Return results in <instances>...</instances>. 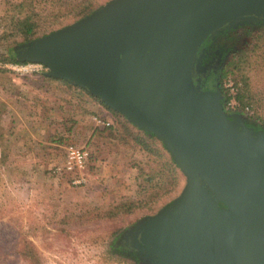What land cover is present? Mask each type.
Segmentation results:
<instances>
[{
    "label": "water",
    "instance_id": "1",
    "mask_svg": "<svg viewBox=\"0 0 264 264\" xmlns=\"http://www.w3.org/2000/svg\"><path fill=\"white\" fill-rule=\"evenodd\" d=\"M259 20L264 0H108L11 47L156 135L179 167V193L117 240L139 264H264V132L199 65L213 37Z\"/></svg>",
    "mask_w": 264,
    "mask_h": 264
},
{
    "label": "rangeland",
    "instance_id": "2",
    "mask_svg": "<svg viewBox=\"0 0 264 264\" xmlns=\"http://www.w3.org/2000/svg\"><path fill=\"white\" fill-rule=\"evenodd\" d=\"M21 1L24 0H0V18L4 17L5 12L9 13L8 6L13 9ZM72 1L74 6L77 0ZM107 1L95 0V3L102 4ZM69 8L64 0H26V4L21 7L20 16L24 17L33 11L46 19L52 12L61 15ZM72 20L70 17L61 19V25L69 24ZM59 26L54 24L50 27ZM240 33L242 34L241 31ZM20 38L15 37L16 42L11 45L0 43L1 61V57L12 58L11 47L23 43L17 42ZM240 45L244 47L243 50L239 49L232 56L226 68L235 70V65L242 66V70L234 77L242 83L241 90L244 88V75L249 77L252 89L260 92L258 95L263 98L262 101L253 100L251 104L255 110L253 115L257 113V119L264 123V79L260 70H250L247 66L257 46L258 51L264 50V23L250 28V34L242 36L238 47ZM31 79L39 81V74L20 76L0 69V154H4L0 160V264H139V261L118 252L114 247V240L119 235L114 230L119 226L123 230L155 211L136 208L111 219L101 218L99 214L117 201L119 195L142 196L136 192L135 182L128 178V173L135 172L136 164L148 168L146 154L140 150L136 153L126 151L130 147L120 142L88 140L85 143L91 153L96 154L97 158L103 157L107 163L101 162L90 168L88 166L84 183L76 185L68 182L65 176L50 174L53 166L63 159L64 146L72 144L71 141L55 146L53 152L58 155L55 156L57 161H48L45 167L39 166L38 171H30L33 158L30 159L29 154L42 149L40 145L36 146L40 137L36 133H30L33 141L29 140L28 135H25L26 140L16 137L19 136V118L17 114V119L12 118V110L15 109L9 99L14 95H10L7 90L10 85H16L27 89L28 93H35L33 87L29 88ZM109 117L114 123L119 122V117ZM21 119L23 125L25 119ZM23 128L21 126L19 130ZM21 140L37 148L30 152L31 149L23 148L26 145ZM61 153L63 157L60 158ZM180 181L181 189L183 178ZM180 189L174 192L175 196ZM170 198L168 196L165 200ZM85 216L88 218L85 219Z\"/></svg>",
    "mask_w": 264,
    "mask_h": 264
},
{
    "label": "trees",
    "instance_id": "3",
    "mask_svg": "<svg viewBox=\"0 0 264 264\" xmlns=\"http://www.w3.org/2000/svg\"><path fill=\"white\" fill-rule=\"evenodd\" d=\"M62 1V0H61ZM65 3L69 5V10H67L65 13L58 15L57 13H53L48 18H44L42 15L35 13L31 11L29 15H26L24 17L20 16L21 13V7L26 4V0L21 1L20 3H17L14 5V8L11 9L9 6V13L5 12L4 17L0 18V25H3L0 28V43L5 42L8 45H11L15 43V37L20 36V40L17 42H26L30 41L34 38L45 36L51 31L57 29V28H51L50 26L54 24H58V26L61 25V19L65 18H73V21L91 13L94 9L98 8L102 4L95 3V0H77L75 1V5H72V0H64ZM25 3V4H24ZM31 3V2H30ZM33 5V4H32ZM30 4H28V7ZM27 7V8H28ZM264 22V20L262 21ZM52 24V25H51ZM247 24V23H246ZM64 25V24H63ZM251 25V24H248ZM59 26V27H60ZM259 41H261V36L259 37ZM261 43V42H259ZM257 46L254 49V53L252 55V59L249 61L247 66L250 70H260L261 74L264 79V50L258 51ZM2 61H18L14 58H3L1 57ZM21 62V61H18ZM227 66L223 67L219 72V80L221 82V79L224 75H226L228 72L233 76L236 77V74H239L238 71L242 68V66L235 65L234 68H226ZM242 70V69H241ZM237 71V72H235ZM39 81L31 79L29 82V88H34V90L40 91V93L47 92V89L50 88L51 83L57 81L60 82L64 86V92L70 95L78 96L80 100H87L81 97V94H85L86 97L90 100L95 101L98 103L103 109L106 110L108 115L119 117V122H115L109 120L110 117H105L104 114L100 113L99 111L91 110L90 113L93 116L102 117L108 121H110V126L108 127H102V130H100V134L106 139L112 141V142H120L124 145H128L130 147V150L126 148V151H136L140 150L143 151L147 158L148 162V168H146L143 165H137V169L134 173H128V178H130L131 181L135 182V189L138 194H141V197L136 196H128V195H119L117 201L111 203L108 205L106 209L103 210L102 213L99 214V217L104 219L107 218H114L119 216V214L123 212H131L135 210L136 208L140 209H146L147 211H156L159 209V207H162L166 205L168 202L172 200V198L175 196L174 192L180 189L181 181L180 179L182 177V173L179 169V167L176 165V163L173 161L170 152L167 150V148L164 146L162 141L154 134L141 130L131 124L128 120H126L124 117H122L119 113H116L109 108L106 107V105L99 100L97 97L87 93L84 89L74 86L66 81H63L61 79L57 78H49L45 76V73L39 74ZM243 81H244V88L240 90L237 99L239 101V111L238 112H231L230 114L239 115L242 113H247L249 111L255 112L252 102L253 100H258L259 102L262 101L263 98H261L258 94L257 90L252 89V86L250 84V80L248 76L243 75ZM24 84V83H23ZM10 87V88H9ZM7 90V92L10 95H14L13 97L9 99L11 101L14 109L21 106H25L21 101L29 100L31 102H34V96L37 94L28 93L27 89H21L20 86L16 85H10ZM12 87V88H11ZM221 87V85H220ZM262 89V88H261ZM260 89V90H261ZM264 89V87H263ZM41 90L43 92H41ZM32 94V95H31ZM65 97H61V99ZM60 99V98H57ZM56 99V100H57ZM63 100V99H62ZM222 103L224 104V99H222ZM9 105V106H10ZM36 110H33L32 114L30 116H33V119H30V117H27L25 120V124L27 127L23 128L21 131H19V136H16L18 139L26 140V136H30V133H36L40 138L38 140L41 141V143H67L71 142L70 136L63 135L59 132L61 130L63 131H70L71 127L74 124V120L69 119H53L46 116H41V114ZM256 118L257 113H255ZM38 116V117H36ZM13 118V115H12ZM36 118V119H35ZM121 119V120H120ZM113 120H115L113 118ZM50 121V122H48ZM41 124L42 126L45 124H48L49 127L52 129H56L58 132H52L48 135L47 132H40L39 128ZM263 126L264 124L261 123ZM96 126L95 132L97 131ZM16 131V133L18 132ZM32 131V132H31ZM21 135V136H20ZM45 136V137H44ZM22 144L26 145L23 146L25 149H30V143L26 141H22ZM30 140V137H29ZM31 141V140H30ZM40 143V142H39ZM40 143V144H41ZM28 144V145H27ZM69 144V143H68ZM73 144V142H72ZM42 145V144H41ZM38 146V145H37ZM1 153V152H0ZM4 154H0V160L3 158ZM104 158H97L96 154L93 153L89 154V157L87 159V167H94L95 165L99 164ZM170 196L171 198L168 200H165L166 197ZM159 205L154 206L156 203H160ZM90 217L89 215H87ZM88 217L85 216V219ZM89 221V220H88ZM119 226V228L115 229L114 232H122V229Z\"/></svg>",
    "mask_w": 264,
    "mask_h": 264
},
{
    "label": "crops",
    "instance_id": "4",
    "mask_svg": "<svg viewBox=\"0 0 264 264\" xmlns=\"http://www.w3.org/2000/svg\"><path fill=\"white\" fill-rule=\"evenodd\" d=\"M39 90V89H38ZM36 89L34 94H37L34 96V102H31L29 100L21 101L25 106H21L17 108L16 110H12L13 112V118H15L16 114L19 118V121L17 122L18 128L23 126L27 127L25 122L23 121L22 125V119L25 120L27 117H30V119H33V116H30L33 112V110L38 111L41 116L50 117L53 119H73L74 124L71 127L70 131H63L61 130V134L70 136L72 142L74 144H86L88 140H94V142H97L98 140H105L106 142L113 143L112 141L106 139V137L102 136L100 134V130H102V127H97V131L95 132L96 125L93 122V115L90 113L91 110L99 111L102 114H106V116L109 117L108 113L105 109H103L98 103H96L93 100H90L86 97L85 94H81V97L87 100H80L78 96L70 95L64 92V86L60 82H53L50 85V88L47 89V92H43L41 90L38 91ZM6 91V90H5ZM33 94V93H32ZM61 97H65L61 99ZM60 98V99H57ZM57 99V100H56ZM31 105V106H30ZM39 114V115H40ZM38 117V116H36ZM36 119V118H35ZM50 122V121H48ZM40 125L39 131L47 132L48 135L52 132H58L55 128L52 129L49 127L48 124L41 125L40 123L37 124ZM28 129V127H27ZM32 132V131H31ZM35 133V132H34ZM33 136V135H31ZM30 137V140L33 141V139ZM27 138V136H26ZM41 143L40 140L36 141V146L40 145L42 147L41 150H39L37 153H31L29 156L31 157L32 161L30 162V166L32 167L30 171L39 170L40 168H43L47 165L48 161H57L55 156L56 155L53 151L56 149L55 146L60 145V143L52 142V143ZM99 144V143H98ZM48 145V146H46ZM35 148V146H31L30 143V152ZM37 148V147H36ZM35 148V149H36ZM64 153V150H63ZM60 158L63 157V154L61 153ZM102 163H107L105 159L101 161ZM100 162V163H101Z\"/></svg>",
    "mask_w": 264,
    "mask_h": 264
},
{
    "label": "built area",
    "instance_id": "5",
    "mask_svg": "<svg viewBox=\"0 0 264 264\" xmlns=\"http://www.w3.org/2000/svg\"><path fill=\"white\" fill-rule=\"evenodd\" d=\"M0 69H5L15 75H38L45 73L46 68L39 62H18V61H1ZM221 89L223 92L224 108L230 114L231 112L239 111V101L237 96L242 88V83L237 81L231 74L225 75L220 82ZM252 111L244 114H251ZM93 122L96 126L108 127L110 121L93 116ZM90 150L86 144H66L64 146V157L56 163L51 175L65 176L68 182L72 184H82L85 181V171L87 169V159L89 157Z\"/></svg>",
    "mask_w": 264,
    "mask_h": 264
},
{
    "label": "flooded vegetation",
    "instance_id": "6",
    "mask_svg": "<svg viewBox=\"0 0 264 264\" xmlns=\"http://www.w3.org/2000/svg\"><path fill=\"white\" fill-rule=\"evenodd\" d=\"M263 20H259L255 22V24L245 25L241 27H235L228 30L227 33L219 34L213 37L207 44L204 46L203 53L199 60L200 67H203L208 70L209 67L215 66L217 68L218 75L220 76V70L228 66L232 56L234 57L236 53H238L241 49L243 50V46L240 45L238 47L239 41L242 39V36L245 34H250V28L255 27L257 25H261L264 22ZM242 32V34L239 32ZM242 46V47H241ZM238 47V48H237ZM219 79V77H218ZM206 79L202 80L205 81ZM220 84V80H219ZM262 122L259 121L255 115L247 114L246 120L244 124L247 126L252 127L255 131L264 132V126L261 124ZM264 124V123H263ZM123 231V230H122ZM122 232L119 233L118 237L115 238L114 247L117 249L118 252L123 253L126 256L132 257L137 261L140 260L138 256L134 253V251H129L126 248H121L117 244V240Z\"/></svg>",
    "mask_w": 264,
    "mask_h": 264
}]
</instances>
